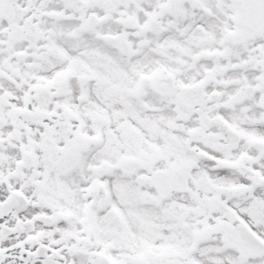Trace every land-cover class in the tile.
I'll list each match as a JSON object with an SVG mask.
<instances>
[{"label": "snow or ice", "instance_id": "snow-or-ice-1", "mask_svg": "<svg viewBox=\"0 0 264 264\" xmlns=\"http://www.w3.org/2000/svg\"><path fill=\"white\" fill-rule=\"evenodd\" d=\"M0 264H264V0H0Z\"/></svg>", "mask_w": 264, "mask_h": 264}]
</instances>
